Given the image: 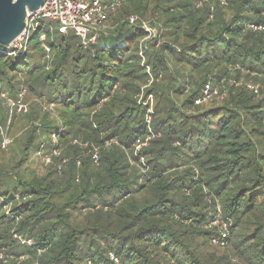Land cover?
I'll return each mask as SVG.
<instances>
[{
	"label": "trees",
	"instance_id": "16d2710c",
	"mask_svg": "<svg viewBox=\"0 0 264 264\" xmlns=\"http://www.w3.org/2000/svg\"><path fill=\"white\" fill-rule=\"evenodd\" d=\"M109 20L88 47L40 28L31 64L29 48L0 47V96L24 89L57 114L15 115L20 153L2 162L0 147V264H264V0H127ZM145 21L162 28L160 49ZM147 66L154 138L137 151L152 135L138 101ZM207 86L225 98L203 103ZM22 120L31 129L17 137ZM41 136L64 154L39 174L28 164ZM220 213L232 222L225 248L210 226Z\"/></svg>",
	"mask_w": 264,
	"mask_h": 264
},
{
	"label": "built area",
	"instance_id": "2783aa9c",
	"mask_svg": "<svg viewBox=\"0 0 264 264\" xmlns=\"http://www.w3.org/2000/svg\"><path fill=\"white\" fill-rule=\"evenodd\" d=\"M125 1L126 0H110L109 2H103L102 0H46L43 6L37 12L27 13L26 28L24 32L10 47H8L9 52H6V54L10 56H16L20 53L27 52L32 31H36L38 27L46 26L45 21L47 20L57 21L58 26L56 31L63 35H67L69 32H74V34L81 40V43L85 47L94 44L101 34L102 27L106 22H108L110 15L116 12L117 9H119L122 4L125 3ZM222 2L226 4V0H222ZM129 21L131 24H135L138 19L137 17H131ZM148 25L143 22L142 28L147 31L148 27L150 26ZM48 27L51 29V31L53 30L51 25H48ZM250 28H254V26H250ZM258 29L262 28L260 27ZM41 36L43 37V39L40 37L41 41L43 42L42 46L47 54H49L50 48H48L45 44L46 34H42ZM209 90L210 86H207L203 100L208 97ZM24 96L25 92L19 95L20 100L18 103H13L12 109L16 108L18 112H21L23 109H25V107L21 105V101L23 100ZM200 102L201 100L197 101V103ZM26 110L27 109H25V111ZM149 119L150 117H147L146 119L147 126L151 124L150 121H148ZM0 131L4 136V131L2 128H0ZM149 131L152 133L151 129H149ZM2 142V147L4 149H6V147H8L10 144V141L6 137ZM112 142H114V140H110L107 145L111 144ZM139 142L141 141L137 140L136 142L137 151H139V149L145 144L144 143L140 148H138L140 144ZM75 144H77V142ZM80 146L83 148L87 145L83 146L80 144ZM93 152V160L98 162V149L94 147ZM56 155L58 156L59 154L56 153ZM141 162L144 163L143 161ZM210 226L218 228L220 232V234L214 237L213 243L216 246L225 247L228 244V238L231 235V220L224 219L220 213L216 220L210 224ZM18 238L23 244L32 245V241L23 240L21 237ZM112 258L114 259V256H112Z\"/></svg>",
	"mask_w": 264,
	"mask_h": 264
},
{
	"label": "rangeland",
	"instance_id": "374dc122",
	"mask_svg": "<svg viewBox=\"0 0 264 264\" xmlns=\"http://www.w3.org/2000/svg\"><path fill=\"white\" fill-rule=\"evenodd\" d=\"M102 1L103 2H109L110 0H107V1L106 0H102ZM123 5L124 4H122V6L119 9H121L123 7ZM119 9H117L116 12H118ZM116 12L112 13L110 15V17L112 15H114ZM110 17H109V19H110ZM109 22H110V20H108V22H106L104 24V26L102 27V29H101V32L105 33V35L108 34L109 30H113L114 29V27L111 26V24ZM145 23L147 25L148 24L150 25V22L149 21H145ZM45 24H46L45 29L51 31V29H49L48 28V25H47V24H49L53 28V30L51 32H55L57 30V26H58V22L57 21L47 20V21H45ZM40 28H42V27H38V29L36 31L35 30L32 31V33H31V38L32 39H34L35 36L38 34V31H39ZM44 32H46V31H41L42 34ZM146 32L148 33V35H147V38L145 39V42H147L149 40V46L155 43L156 46H157L156 49H160L158 46H161V44L162 45L164 44L163 43L164 42V39H163V30H162V28L158 24H154V26H149L148 27V30ZM42 39H43V37H42ZM91 45H93V44H91ZM0 47L7 49L6 47H3L1 45H0ZM29 52H30V54L33 55L34 59L33 60H30V58H28L27 59V63H30V64L31 63H35L36 61H39L41 59V54L39 52H37L36 50H34V43H31L30 44V46H29ZM49 54H47V52H46L45 59H48L49 58ZM142 57H144V56L142 55ZM146 71L151 76L150 84H148L147 86H145V89H143L142 92H141V94L138 95V101H139L140 105H142L143 107H145L147 109L146 119H147V117H150V119L148 121H150V123H151L152 122V116L154 114V106L156 104V100H155V96L153 94H149V95L146 94V88H148V87L151 86V84L154 81V78L152 77L151 69L148 66L146 68ZM161 77L162 76H160L157 81H160L161 80ZM212 90L213 89L211 87L210 90L208 91V94L209 95H208V97H206L203 100V103H212L214 101H217V100H220V99L225 98L226 95H224V94L221 95L220 88H216L214 91H212ZM205 91H206V88H205ZM23 92H25V96H24L23 100L21 101V105H23L25 107V109H27V110L25 111V109H23V111H21V112H18L16 108H13L12 109L13 103H18L19 102V100H20L19 99V96L16 99L15 98L10 99V98H8V95H5V94H3L5 96H3V95H2V97L0 96V99L1 98H5V99L8 98V99H10V100H7L8 105H9V114H8V118L6 119L7 121H6L5 125H1L0 126V128H2V130L4 131V136L1 134V131H0V136H1L0 147H1V150L2 151H5L4 152L5 156H4V158H2V162H8L11 159L10 158L11 157V154H9V150L11 149V146H13L15 143H13V137L14 136L11 135V133L9 131L11 129V124L14 121V116L15 115L28 116L30 114V112H31V107L34 106L36 108L35 111H37V112L39 111V113L40 112L41 113L42 112L43 113H47V114L51 115L52 118L53 117L54 118H57V114H56L54 105H48V104H46L44 102L43 99H39L38 97H31L29 95V93L26 90H24V89L20 92V94L23 93ZM17 124H19V122ZM37 124H40V122L37 123ZM18 127H19V129H18V131H16L17 134L15 135L17 137H23V136L27 135V133L31 129L30 124H29V120H28V122L25 121V120H22V122H20V125ZM147 129L148 130L151 129V131H152L151 124L149 126H147ZM12 133H13V131H12ZM5 137L10 141L9 146L6 147V149H4L2 147V144H3L2 141H3V139ZM46 138L47 137L41 136V137H39V138L36 139V142L39 141V142L42 143L41 149L38 152H36V151L32 152L31 151L32 155H31V158H30V161H29V164H28V166L30 167L31 170H35L39 174L40 173H43L44 168L46 166H49L51 164V161H52V158L53 157L61 158L63 156V154H64V152H61L62 150L61 149L59 150V148H55V149L53 147L50 148L49 147V144L47 143ZM52 138H53V141H54V145H56L57 144L56 138L53 137V136H52ZM153 138H154V134L152 133V135L150 134V135L146 136L143 139H139L141 142H139L140 144H139L138 148H140L141 145H143L144 143H145L144 145L149 146L151 144V141H152ZM113 140H114V142H112V143H115L116 140L115 139H113ZM76 142L73 141L72 145H77V144H75ZM111 144H109L107 146H110ZM81 145L85 146L87 144H81ZM144 145L139 150H141L144 147H147V146H144ZM14 146H16L14 150L19 154L20 153V150H19L18 146L17 145H14ZM80 147H82V146H80ZM85 148L86 147H83V149H85ZM56 153H58L59 155L57 156ZM139 160L144 162V163L141 162L140 165H141V169H142L143 173L145 174V168L147 166V162L145 161V158L144 157H141V159H139ZM64 162H66V161L64 160ZM94 163L95 164H98V162H95V161H94ZM80 165H81V160L78 161V166H80ZM225 247H219V248H225Z\"/></svg>",
	"mask_w": 264,
	"mask_h": 264
},
{
	"label": "water",
	"instance_id": "95a60500",
	"mask_svg": "<svg viewBox=\"0 0 264 264\" xmlns=\"http://www.w3.org/2000/svg\"><path fill=\"white\" fill-rule=\"evenodd\" d=\"M46 0H0V45L10 47L26 28L27 13L37 12Z\"/></svg>",
	"mask_w": 264,
	"mask_h": 264
}]
</instances>
